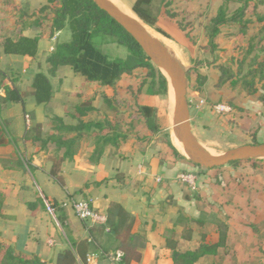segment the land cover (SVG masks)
Masks as SVG:
<instances>
[{"label":"trees","instance_id":"obj_1","mask_svg":"<svg viewBox=\"0 0 264 264\" xmlns=\"http://www.w3.org/2000/svg\"><path fill=\"white\" fill-rule=\"evenodd\" d=\"M223 1L240 4V8L231 16L227 14L225 8L204 16L206 19L204 30L211 48L215 49L220 36L229 28L239 30L243 37L250 35V38L245 57L239 61L236 72L224 66L219 68L221 76L218 85L231 83L233 87H241L248 91L250 96H257V100L264 106V84L261 90L257 88L264 82V58L258 54L251 56L256 49L258 52H264V15L257 12L258 8L264 5V0ZM197 3L198 0H136L132 10L146 25L171 39L157 26L162 13L160 7L164 9L167 19L188 37V23L184 24V21L194 16L193 10ZM157 5L160 7L156 8ZM10 9L18 17L13 22L14 27L7 29L4 24L9 21L6 12ZM28 30H35L37 34L33 37L24 36L23 33ZM65 30L70 33L69 40L56 45L46 60V72L35 74L29 93L36 108L29 111L36 121L37 110L42 111L53 98L54 87L51 79L57 76L60 68L68 67L74 74L80 75L87 90L86 94H79L83 101L75 108L73 116L77 120L75 125H66L62 118L56 117L53 120V132L48 133L46 137L43 136L42 123H36L30 137H25V142L32 143L40 150H47L50 145L55 146L57 156L50 175L59 179L64 161L73 160L83 148H90V161L96 163L111 153L123 157L126 148L136 149L135 146L158 133L164 134L161 138L163 140L161 161L171 165L186 163V158L172 143L167 132L169 123L165 109L168 107L169 86L166 78L151 63L137 42L115 20L100 10L93 0H45L38 9H31L28 4L24 6L16 0H0V47L6 56L35 58L41 38L44 36L53 38L57 32ZM253 30H257L254 31L255 34H252ZM109 37L114 38L119 46L127 50L129 61L110 59L98 49L96 40L102 41ZM187 79L188 82L193 79L198 82L199 89L205 81V77L196 69L188 72ZM125 81L127 84L124 90L128 95L127 101L129 100L127 112L130 111L131 120L124 123L108 118L104 121L86 120L90 113L98 111L94 106L98 93L101 94L102 102L112 107L111 101L114 96L120 94L119 91L122 89L120 83ZM27 95L16 87L11 74L0 70V112L10 104L24 106ZM230 103L235 107L234 103ZM253 143L259 144L256 139ZM5 144V138L0 130V146L4 147ZM246 162L252 165L264 164V160H250L232 162L228 165L237 166ZM200 168L205 171L213 170ZM184 198L187 201L198 200V190L187 188ZM37 200V204H42L46 208L47 199L38 197ZM82 200L93 198L87 196ZM78 201L80 200L69 196L61 203H53L56 218L65 229L69 242V248L57 256L55 264H77V258L84 260L91 243L94 244L92 239L78 241L73 236L75 232L67 210L72 209V202ZM30 207L32 208V205ZM3 208L4 197L0 195V220L4 218ZM176 213L177 220L168 230L166 239V249L170 252L173 264H202L210 256L225 255L226 232L221 233L219 241L214 244L203 242L195 246L193 244L195 225L200 224L203 227L204 222L190 217L181 210ZM105 214L107 224L102 229L106 231L108 228L106 233L119 242L117 250L125 254V263H128V257L132 256V252L144 247L145 239L133 233L135 218L121 204L111 203ZM93 227L95 226L88 227L91 237ZM246 228L251 236L255 226L251 224ZM96 255L103 256L104 253ZM0 264L48 263L42 262L37 256L17 252L12 246L0 242Z\"/></svg>","mask_w":264,"mask_h":264},{"label":"rangeland","instance_id":"obj_2","mask_svg":"<svg viewBox=\"0 0 264 264\" xmlns=\"http://www.w3.org/2000/svg\"><path fill=\"white\" fill-rule=\"evenodd\" d=\"M16 1L24 6L28 4L31 9H38L45 3V0ZM113 1L120 9L135 17L136 14L132 7L136 0ZM157 7L160 6L157 5ZM220 8H225L227 14L231 16L240 8V4L226 3L223 0H198L193 10L194 16L184 21V24L188 23V37L167 19L162 7H160L162 13L158 18L157 26L166 32L171 39L150 27L171 46L175 53L179 54L178 59L188 72L196 69L199 74L205 77L200 89L198 82L194 79L188 82L187 97L190 102L191 113L195 117V131L201 136L202 145L213 155H223L231 149L254 144L255 139L257 143L264 144V106L257 100V96H250L248 91L241 87H233L231 83L223 86L218 85L221 76L219 68L224 66L236 72L239 61L245 57L250 38V35L243 37L239 30L229 28L224 30L215 49H212L204 30L206 22L204 16L216 12ZM257 12L264 15V5H261ZM14 14L11 9L6 12V18L9 21L4 26L13 24L18 17L17 14ZM254 31L252 34H255L256 31ZM27 32L31 34L32 31ZM56 35L53 43L48 40V43L43 46V50L37 58L26 62L2 61L0 47V70L11 74L16 87L21 92L28 94L24 106L22 104H10L0 112V130L6 141L4 147L0 146V172L8 169L24 175L38 196H43V192L39 188L42 185L37 180L34 163L31 161L34 149L38 148L32 144L26 146L19 139L12 142L11 136L16 131L15 129H20L25 137H30L35 124L38 123L33 120L31 111H29L32 109L33 103V98L29 95L30 85L37 72L46 71V60L56 45L68 41L70 38L68 30L62 33L57 32ZM96 43L98 49L110 59L130 60L127 50L119 46L114 38L109 37L102 41L97 39ZM255 54L264 58V52H258L256 49L251 56ZM52 82L56 95L55 104L64 101L63 95H67L75 87V80L69 69L63 70L59 77L52 79ZM126 84V81L120 83L122 89H120L119 95L113 97L112 107L103 103L101 94L98 93L97 100L94 102L98 111L90 113L86 120L104 121L108 118L123 123L130 121L132 117L130 111L127 112L129 100L127 101L128 95L124 90ZM263 84L264 82L260 83L257 88L261 90ZM201 100L205 101V105L198 107ZM230 102L234 103L235 107H232ZM140 103L143 104V101L140 100ZM172 103L173 98L169 92L168 107L165 109L169 123L167 132L170 134L172 143L178 148L180 144L175 140L170 129ZM220 104L232 108V113L217 114L214 106ZM160 112L162 113L161 110ZM47 114L43 125L44 137L52 130V121L56 116L51 113V109L47 111ZM163 136V133H158L151 138L149 137L148 140L135 146V151H143L161 161L163 152L161 147L163 140L161 138ZM54 148L55 146L50 145L39 157L44 169H48L49 163H52L54 159ZM182 172L197 177V189L195 191L198 190L199 197L198 200H195L194 206L190 203L186 205L185 210L190 214H195V208H197L199 211L198 220L204 222L203 227L200 224L195 225L193 244L195 246H199L203 242L214 244L219 241L221 233H227L225 255L210 256L202 264H264V164L252 165L246 162L237 166L227 165L205 171L187 161L178 167L176 177ZM2 179L0 174V184ZM9 185H13V183H9ZM1 188L0 185V195L3 194ZM181 188L184 189L182 186ZM177 195L179 196L178 199L172 193L168 201L171 203L183 202L180 191ZM88 197L94 198V195ZM75 199L82 200L84 198L75 197ZM251 224L255 228L249 236L246 227Z\"/></svg>","mask_w":264,"mask_h":264},{"label":"crops","instance_id":"obj_3","mask_svg":"<svg viewBox=\"0 0 264 264\" xmlns=\"http://www.w3.org/2000/svg\"><path fill=\"white\" fill-rule=\"evenodd\" d=\"M13 27V24H11L7 26V29ZM28 31H32L31 34L25 31L23 35L33 37L37 34L35 30ZM54 37H57V35ZM54 37L44 36L40 39L38 54L35 58L41 54L43 46L48 43V40H51L50 43L54 42ZM35 58L1 54L2 61L7 60L10 62H26ZM65 69H69L75 80V87L67 95L64 94V101L58 102V104H55L56 95L54 91L51 102L42 111L37 110L38 119L36 121L42 123V125H44L49 109H51V113L56 115L55 118H62L66 125L77 123L73 116L76 106L83 101L82 96L79 94H86L87 90H85L83 78L74 74L68 67L60 68L56 77H59ZM35 109L33 100L32 110ZM194 122L195 117L191 113L193 133L202 144L201 136L195 131ZM53 126L54 122L52 121L51 133L53 132ZM15 130L11 136L12 142L19 139L26 146L32 144L25 142L22 130ZM44 151L40 148L34 149V153L31 155V161H33L37 173V180L42 185L39 188L42 190L43 196L36 194L24 175L8 169L0 172L3 178L0 184L3 193L1 195L4 197V218L0 220V242L12 246L22 254L37 256L42 262L55 264L57 256L69 248V242L66 231L59 224L56 215H50L42 204H37L38 197L45 198L53 203H61L69 196L85 198L94 195V208L103 214L107 213L111 203L121 204L135 218L133 233H137L145 239L144 247L132 252V256L128 257V263L126 264H173L170 252L166 249V239L168 230L177 220L176 212L181 210L190 217L196 220L199 219L197 208H195V214H190L185 210L186 205L191 203L194 206L196 201L194 199L185 200L184 191L186 192V189L190 186L180 182L176 177V170L182 163L171 165L166 161L157 160L148 153L136 152L135 148L132 147L123 151V157L111 153L99 162L94 163L90 161V148H83L73 160L64 161L59 173L60 178L55 179L50 175V172L57 156V150L54 148V159L52 163H49L48 169L43 168L39 158L44 154ZM158 178L161 181H158ZM9 183H13V185H9ZM178 191L182 194L181 199L183 202H169L168 198L172 193L178 199ZM30 205H32V208ZM67 215L75 232L74 238L78 241L93 240L94 244L91 243L88 254L97 256L99 264H111L103 256L96 255L98 253L115 252L118 249L119 242L102 229L105 226L96 225L93 227L91 237L89 232L91 226L89 224V228L86 227L87 223L76 218L72 209L67 210ZM82 263L83 260L78 257L77 264Z\"/></svg>","mask_w":264,"mask_h":264},{"label":"water","instance_id":"obj_4","mask_svg":"<svg viewBox=\"0 0 264 264\" xmlns=\"http://www.w3.org/2000/svg\"><path fill=\"white\" fill-rule=\"evenodd\" d=\"M96 6L115 20L140 46L151 63L166 78L173 103L170 129L181 145L187 161L204 169L227 166L232 162L264 160V144L243 145L223 155H213L199 142L193 133L191 109L188 101V71L179 59L158 38L151 35L139 18L124 13L110 0H93Z\"/></svg>","mask_w":264,"mask_h":264},{"label":"built area","instance_id":"obj_5","mask_svg":"<svg viewBox=\"0 0 264 264\" xmlns=\"http://www.w3.org/2000/svg\"><path fill=\"white\" fill-rule=\"evenodd\" d=\"M205 105V101L201 100L199 102L198 107H203ZM214 109L217 114H226L231 112V108L227 105H216ZM161 181L160 178L157 179ZM178 180L184 184L190 186L193 190H196V182L197 177L192 174L182 173L178 176ZM94 201L93 200H80L78 202H72V209L75 216L82 222L89 224L90 226L101 225L105 226L107 224V216L94 208ZM45 206L47 212L55 216V208L53 202L45 201ZM67 206V204H66ZM108 232V228H106ZM111 264H126L125 263V254L117 250L115 252L106 253L103 255ZM82 264H99V258L92 254H87L85 259L83 260Z\"/></svg>","mask_w":264,"mask_h":264},{"label":"bare ground","instance_id":"obj_6","mask_svg":"<svg viewBox=\"0 0 264 264\" xmlns=\"http://www.w3.org/2000/svg\"><path fill=\"white\" fill-rule=\"evenodd\" d=\"M110 1L113 2V3L116 5V3H115L113 0H110ZM121 10H122V9H121ZM122 11H123L124 13L130 15L129 13L125 12L124 10H122ZM130 16H131V15H130ZM134 16H135L134 18H137V19H138V17H137L136 15H134ZM132 17H133V16H132ZM146 28H147V30L151 33V35H153L154 37H156V38H158L159 40L163 41L164 44L167 46V48H168L171 52H173L177 58L179 57V54L175 53V51L172 50L171 46H170L168 43H166L164 40H162V39H161V38L155 33L154 30H152V29H151L149 26H147V25H146ZM178 148H179V150L181 151L182 154H185L183 148L181 147V145H179Z\"/></svg>","mask_w":264,"mask_h":264}]
</instances>
